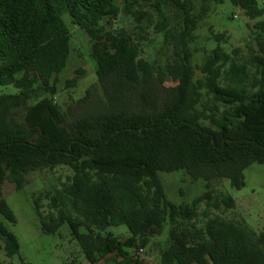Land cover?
I'll use <instances>...</instances> for the list:
<instances>
[{"label":"trees","instance_id":"1","mask_svg":"<svg viewBox=\"0 0 264 264\" xmlns=\"http://www.w3.org/2000/svg\"><path fill=\"white\" fill-rule=\"evenodd\" d=\"M226 1L0 0V88L17 89L0 93L4 219L17 222L3 198L7 181L22 191L30 174L65 166L73 176L34 198L35 214L46 234L68 224L90 264H144L133 251L147 248L168 221L160 264H264V231L218 215L203 228L194 222L203 202L208 209L236 205L213 180L229 179L241 189L244 171L264 163V20L253 27L258 50L251 58L240 62L217 44L199 66L201 77L192 62L200 20L210 4ZM229 1L252 19L264 15L259 0ZM146 3L158 14L163 44L173 50L165 64L142 57L132 34L109 28L123 13L140 23L146 13L135 7ZM165 6L175 12V23ZM65 17L91 40L97 83L62 111L54 99L58 75L73 51ZM222 86L236 99L221 93ZM178 171L206 182L207 191L191 204L167 197L161 173ZM120 225L128 227V238L102 233ZM0 240L9 258L20 254L16 234L1 219Z\"/></svg>","mask_w":264,"mask_h":264},{"label":"rangeland","instance_id":"2","mask_svg":"<svg viewBox=\"0 0 264 264\" xmlns=\"http://www.w3.org/2000/svg\"><path fill=\"white\" fill-rule=\"evenodd\" d=\"M264 7V0H259ZM146 16L139 23L133 14L123 13L118 19L109 24V28L115 32H126L134 36L142 47L141 56L146 59H157L165 64L166 59L172 54V48L163 44L161 34L157 31L159 21L158 14L151 4H143L140 8ZM171 24L177 21L173 10L165 6ZM200 4H197L196 13L201 12ZM264 20V15L250 18L240 7H236L229 0L224 4H210L209 11L203 15L199 22L197 39L191 44L193 53L192 62L196 68L197 77H201L199 66L206 56L217 44H221L225 51L235 59L243 62L258 50L253 42V27L259 21ZM66 24L72 32L73 51L67 67L58 75V93L55 101L62 111H65L75 100L83 97L92 85L97 83L96 64L89 56L91 40L80 27L71 23L65 17ZM218 35H223L217 40ZM82 70V73H79ZM78 78L76 86H67L69 79ZM168 86L176 85L173 81L166 83ZM230 101L236 99L237 94L227 90L224 86L219 90ZM13 85L0 88V93H16ZM73 176V171L65 166L58 167L54 171L34 172L28 176V184L22 191H17L15 185L7 181L3 185V198L13 210L17 222L11 223L0 214V219L7 228L14 232L20 244V254L8 257L4 250V243L0 240V264H23L22 259L31 264H90L85 258L80 245L71 236L68 224H65L56 234H46L40 230L39 220L35 214L34 198L61 188ZM166 194L169 200L176 204L189 203L207 191L206 182L193 180L184 171L174 173H161ZM245 186L236 189L229 179H215L212 187L218 193L224 192L232 196L236 205L232 209L207 208L205 202L198 206V215L194 222L199 228H203L209 217L220 216L228 220L238 221L249 225L260 233L264 231V163H255L244 171ZM47 200L42 201V210L48 211ZM171 224H165L162 234L152 238L150 245L133 253L136 259L144 264H160V255L165 249L169 239ZM103 230V229H101ZM102 233H112L124 239L130 236L126 225L107 227ZM98 264H106L104 260Z\"/></svg>","mask_w":264,"mask_h":264}]
</instances>
